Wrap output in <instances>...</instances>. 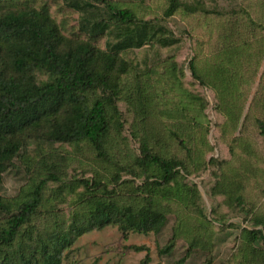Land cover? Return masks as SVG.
<instances>
[{"label":"rangeland","instance_id":"rangeland-1","mask_svg":"<svg viewBox=\"0 0 264 264\" xmlns=\"http://www.w3.org/2000/svg\"><path fill=\"white\" fill-rule=\"evenodd\" d=\"M169 1H0V11L46 10L63 36L101 49L131 28L118 26L106 5L130 9L139 26L154 27L164 40L122 53L129 70L120 77L117 111L108 109L105 158L86 141L23 133L0 171V228L40 179L54 180L48 178L17 238L0 246V262L4 255L12 264H21L19 254L38 258L42 242L86 217L100 198L132 208L148 203L164 213L165 224L126 239L116 225L93 229L67 247L61 264H142L145 251L131 245L148 248L147 264H264L261 242L248 233L262 228L252 219L264 218V0H176L166 17ZM190 61L202 82L192 77ZM46 79L36 72L38 82ZM142 143L181 162L172 181L156 184V165L135 164ZM165 246L168 252L160 253Z\"/></svg>","mask_w":264,"mask_h":264},{"label":"trees","instance_id":"trees-1","mask_svg":"<svg viewBox=\"0 0 264 264\" xmlns=\"http://www.w3.org/2000/svg\"><path fill=\"white\" fill-rule=\"evenodd\" d=\"M106 6L118 26L131 27L125 30L124 39L115 40L107 49L87 40L66 38L46 10L0 11V171L17 153L20 139L26 131H38L46 139L60 143L86 141L98 157L105 158L103 143L111 125L108 109L117 111L115 102L120 77L129 70V62L122 53L157 36L154 27L139 26L130 9ZM178 6L176 0H170L164 16H171ZM156 40L164 43V40ZM208 63L209 70L215 74L216 61L212 59ZM189 69L192 77L202 82L193 61L189 62ZM36 72L45 74L47 79L38 82ZM259 135L264 139L262 123H259ZM135 164L143 168L156 165L160 172L159 180L154 182L156 184L172 181L181 166L179 160L153 154L146 143L141 144ZM48 178L40 179L31 196L6 219L0 228V246L10 245L20 229L28 224L39 207ZM3 209L5 205L0 198V210ZM263 219H252V223L256 221L255 226L262 228L248 233L251 239L261 242L264 250ZM165 221L164 213L148 203L132 208L118 206L111 199L99 198L93 201L86 217L42 242L37 251L38 258L35 253H30L26 257L19 254V259L21 264H61L67 247L93 229L116 225L126 239L129 232H158ZM129 247L134 251L144 250L142 264L148 263L150 257L146 246ZM168 250L169 247L165 246L160 253ZM261 253L264 257V251ZM3 259L6 262L0 264H12L7 255Z\"/></svg>","mask_w":264,"mask_h":264}]
</instances>
